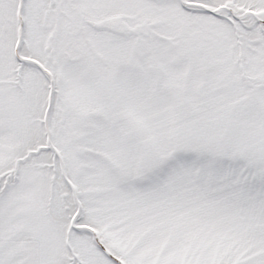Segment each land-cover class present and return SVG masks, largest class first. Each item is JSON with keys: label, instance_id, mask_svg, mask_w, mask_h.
<instances>
[{"label": "snow or ice", "instance_id": "obj_1", "mask_svg": "<svg viewBox=\"0 0 264 264\" xmlns=\"http://www.w3.org/2000/svg\"><path fill=\"white\" fill-rule=\"evenodd\" d=\"M0 264H264V0H0Z\"/></svg>", "mask_w": 264, "mask_h": 264}]
</instances>
